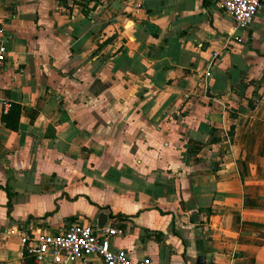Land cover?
Wrapping results in <instances>:
<instances>
[{
	"label": "crops",
	"instance_id": "1",
	"mask_svg": "<svg viewBox=\"0 0 264 264\" xmlns=\"http://www.w3.org/2000/svg\"><path fill=\"white\" fill-rule=\"evenodd\" d=\"M94 3L0 0V264L102 214L134 261L264 264V2L244 29L216 0Z\"/></svg>",
	"mask_w": 264,
	"mask_h": 264
},
{
	"label": "built area",
	"instance_id": "2",
	"mask_svg": "<svg viewBox=\"0 0 264 264\" xmlns=\"http://www.w3.org/2000/svg\"><path fill=\"white\" fill-rule=\"evenodd\" d=\"M264 0H216L225 12L230 14L238 29L248 28L254 21ZM3 34V31L0 29ZM7 37H0V70L8 58ZM218 53H215L217 56ZM126 229L115 224L94 226L73 220L63 232L24 231V253L34 257L36 264H74L98 257L103 264H149L150 259L134 261L126 250H115L113 238L122 236Z\"/></svg>",
	"mask_w": 264,
	"mask_h": 264
},
{
	"label": "trees",
	"instance_id": "3",
	"mask_svg": "<svg viewBox=\"0 0 264 264\" xmlns=\"http://www.w3.org/2000/svg\"><path fill=\"white\" fill-rule=\"evenodd\" d=\"M91 1H94L95 5L93 6V8H95L102 0H91ZM250 106L252 108L255 107V104L253 102H250ZM22 113V106L18 103H12L11 104V107L10 109L4 113L2 115V121L4 122L5 126L12 129V130H18L19 128V124H20V115ZM234 118H236V115H233ZM216 129L215 128H212L211 129V141L212 142H219L221 141V138L220 137H216L215 136V133H216ZM234 132H235V125H231L230 126V129L228 131V138L230 139V141H233V138H234ZM203 149V147H191L189 149V152L191 154H194V153H198L200 152L201 150ZM2 188V187H0ZM7 193L9 194V197H10V200H11V196H12V193L9 191L8 188H4ZM11 203V201H10ZM207 242V240H206ZM208 242H210L208 240ZM197 243H198V247L200 248V250L202 252H205V247H204V243H205V239L203 238H200L197 240ZM24 259H25V262L27 263H30V264H34V257H32L31 255H29L27 252H25L24 254Z\"/></svg>",
	"mask_w": 264,
	"mask_h": 264
},
{
	"label": "water",
	"instance_id": "4",
	"mask_svg": "<svg viewBox=\"0 0 264 264\" xmlns=\"http://www.w3.org/2000/svg\"><path fill=\"white\" fill-rule=\"evenodd\" d=\"M108 220V215L107 214H102L100 219H99V227H103ZM196 264H206V257L205 255H199L197 258Z\"/></svg>",
	"mask_w": 264,
	"mask_h": 264
}]
</instances>
